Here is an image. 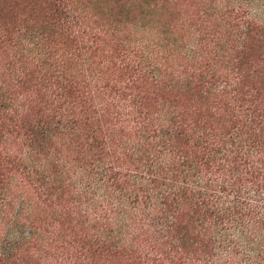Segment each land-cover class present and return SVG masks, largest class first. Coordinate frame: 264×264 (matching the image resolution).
Here are the masks:
<instances>
[{"label":"trees","instance_id":"trees-1","mask_svg":"<svg viewBox=\"0 0 264 264\" xmlns=\"http://www.w3.org/2000/svg\"><path fill=\"white\" fill-rule=\"evenodd\" d=\"M142 1L147 4L127 0L123 10L115 4L106 27L86 23L79 3L64 0L45 1L49 14L41 22L30 17L34 22L23 29L0 24V170L17 163L30 173L32 152L43 151L42 142L58 134L73 140L65 145L85 156L118 141L121 158L129 157L134 168L108 166L101 174L107 175L109 193L127 183L129 191L117 197L115 207L118 229L124 231L115 241L96 232L86 239L85 233L78 239L85 250L142 254L139 259L150 264H264V15L249 11L264 6V0H200L194 24V17L175 20L179 17L163 11L160 6L172 0ZM183 30L191 33L186 47L176 43ZM185 59L193 70L182 77L173 68ZM174 86L187 95L170 97ZM150 88L161 91L157 116L142 108ZM102 95L117 103L126 100L120 107L131 109L123 114L119 135L111 131L117 117L103 107L108 101ZM94 125L111 136L98 142ZM23 130L30 146L26 154H15L7 136ZM126 140L133 143L129 150ZM49 176L37 180L47 188L74 186L78 193L92 185ZM13 187L7 182L4 194L20 191L18 198L33 199L20 185ZM134 191L143 193L130 198ZM138 216L148 228L127 238L124 233L135 232ZM34 233L18 243V250L4 253V260L17 258L21 245L38 241ZM141 235L146 238L137 243ZM146 246L156 253L148 255Z\"/></svg>","mask_w":264,"mask_h":264},{"label":"rangeland","instance_id":"rangeland-1","mask_svg":"<svg viewBox=\"0 0 264 264\" xmlns=\"http://www.w3.org/2000/svg\"><path fill=\"white\" fill-rule=\"evenodd\" d=\"M45 1L48 0H0L1 26L7 27L8 30H16L18 28L23 29L24 24L27 22H34V19L31 20L30 17L35 18L37 22H41L43 16L47 13L49 14V9ZM52 1L54 0H49V2ZM64 1H69L75 5L79 3L83 15H87L86 23H91L96 27L100 25L106 27L105 23L107 21L110 23L112 22L110 19V12H113L115 4L118 10H123L125 8L123 2L127 0H103L105 1L103 7H96L94 0ZM131 1L135 5H137V3L141 6L147 4V1L142 0ZM202 5L203 3L200 0H172L171 3H166V6L160 7L163 8L164 12L171 11L175 17H179L175 20H186L194 17V24V21H197L196 18H198V15L200 14V12L197 11V7ZM259 7L260 8H256L253 6L249 11L251 13H257L258 15H264V11L263 13L260 12L264 9V6L259 5ZM202 14L201 11V16ZM170 18H173V15L170 14ZM143 21H146V19L142 18L141 23ZM210 24L211 28L214 27L212 23ZM177 25L180 27L179 24ZM187 25H189V23L186 24V26ZM183 31L185 32L184 34L181 33L176 36L178 39L176 43L186 47V45H191L190 42L192 39H189L188 37L191 33H187L186 30ZM182 52L184 53L185 50ZM12 53L13 50H11V52L10 50H7L6 54L11 55ZM106 63L109 64V66L111 65L110 62H108V58L105 60V64ZM191 64V61L185 59L182 61L181 66L179 65L173 69H175V72L181 71L182 77L189 76L193 70ZM169 77L171 78V75H169ZM122 79L123 78H121V80ZM85 80L87 82V77ZM126 89L127 90H124L123 93L129 91L128 88ZM172 90L173 92L170 94V97L180 96L181 93H183L184 96L187 95L183 92V89L178 88L177 86H174ZM92 93L93 91H91V94ZM147 93L149 98L145 99L146 101L144 105L147 103L149 106L146 107L143 105L142 108L147 110L148 114L152 113L154 116H157L160 113L161 108L157 105L161 102V100H158L161 98V91L150 88ZM145 94L146 93H144V95ZM111 96L117 97L112 94ZM102 98L108 101L103 102V107L107 106L108 111L110 110L111 114V111H113L112 117H117V121L115 118L111 121V123H115L114 128L111 131L119 135L122 132L121 130H123V122L121 123V120L125 119L123 114L131 109H127V106L125 109L120 107L122 104L126 105V100L122 103L120 101L117 103L114 102L116 99L111 101L109 100L110 97L107 98L106 95H102ZM68 99L72 100L71 97H68ZM86 99L88 98L86 97ZM156 100H158V102H156ZM99 101L103 100L100 99ZM112 104H116V107L111 106ZM188 106H192L191 101L188 103ZM99 108L100 107H98V110ZM114 111L120 113L117 114ZM85 124L90 126L88 121L85 122ZM92 130L96 132L99 137L98 142L100 143L101 139H107L108 136H111L108 134L106 135V133L103 132L105 131L104 129H102V133H100L95 125ZM106 131L110 132V129L108 128ZM29 138V134L25 135L23 130L12 132V136H7V141L10 143V147L15 154L24 155L28 152L30 146ZM123 139L125 140V138ZM47 141L42 142L43 147H45L43 151L37 154H35L36 151L32 152L34 160L29 163L30 173L27 169H22V165H17V163L13 166L8 165L6 170H0V264H150L149 261H145V258L139 259L138 256H143L142 254L119 253L114 255L113 253L108 252L100 253L98 250L92 251V248L88 251V249L85 250L86 246L84 241L78 243V239L85 237V233L88 235V237L86 236V239H94L93 233L96 232L105 235V239L108 238L110 241H115L118 239L117 236L120 235V232L124 231L118 229L119 223L117 220L120 217L117 214L118 210L115 209V207L118 202L117 197L121 196L123 199L125 196L124 194L129 191V188L126 187L127 183L124 182L122 184L120 183L117 187H111L109 193L104 189L105 183L107 184V175L103 176L101 174V171L108 166L113 168L111 171L117 169L121 171H131L134 168L129 157L121 158L122 155L120 156L121 152L118 147V144L120 143L118 141L113 143L109 142L110 149H102L99 146L102 153H99V150L97 149L94 154L85 156L77 149H72V147L66 146L65 144L69 143L68 141L73 143V140H69V138L62 134H58L57 137L56 135L54 137H48ZM125 142L129 150L133 143L130 140H126ZM147 142H150V146L155 144L153 140ZM32 147L36 150L39 149L38 144H35ZM9 169L10 171H8ZM15 170H17V172H15ZM47 174L50 175L49 179L51 181L59 177L70 179V183L71 179L74 183H78L81 179L85 181V183L88 182L92 185L87 187V192L83 190L82 193H78L77 188L74 186L73 188L69 185H63L62 188H59L60 185L53 188H47L37 180V176L42 177ZM107 174H109L108 169ZM7 182L8 186H14L13 190L15 191L16 187H19V185L25 190H28V192H31V197L33 199L27 198L26 195H23V197L26 198L24 201H21L23 197L18 198L20 191H18L17 194H12L11 197L9 195L6 196L4 194V189ZM64 183L67 184V180L64 181ZM82 183L83 182H81V184ZM154 186L156 187L154 192H158L159 198H161V193L163 192L161 187L156 184ZM136 189H139V187ZM163 189H165L164 186ZM131 193L132 195L130 198L137 193L141 196L143 192L134 191ZM37 195L40 196V198H37ZM45 198L50 200H43ZM130 198H128V200H130ZM7 199L10 200L8 201ZM45 201L46 203H44ZM47 203L52 204L50 206L47 205ZM143 218L144 217L142 216H138L134 219L135 223L133 224H135L136 229L132 230L135 232L132 233V231H129L127 234L125 231L124 235L127 238L138 235L140 227H144L143 230L148 228L147 224H144V222H147L146 220L139 222V220ZM34 232L39 234V240L35 241L37 242L36 244L33 242L27 245H21L23 251L17 255V258H13V260L11 259L10 261L4 260V253L7 251L18 250L20 248L18 247V243H23V241L30 236L31 240L35 235ZM140 238L143 239L146 238V236L141 235L136 238L138 239L136 240L137 243H140ZM25 243H28V241ZM87 244L89 246L88 242ZM144 250L150 251L148 254L150 256L151 254L156 253L153 248H147V246ZM196 256L200 257L201 255L197 254Z\"/></svg>","mask_w":264,"mask_h":264}]
</instances>
